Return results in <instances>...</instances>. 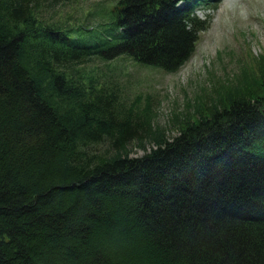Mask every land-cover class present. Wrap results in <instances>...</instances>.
Listing matches in <instances>:
<instances>
[{
	"label": "trees",
	"instance_id": "obj_1",
	"mask_svg": "<svg viewBox=\"0 0 264 264\" xmlns=\"http://www.w3.org/2000/svg\"><path fill=\"white\" fill-rule=\"evenodd\" d=\"M39 1L0 0V264H264V56L155 137L113 62L177 70L209 0H120L91 27Z\"/></svg>",
	"mask_w": 264,
	"mask_h": 264
},
{
	"label": "rangeland",
	"instance_id": "obj_2",
	"mask_svg": "<svg viewBox=\"0 0 264 264\" xmlns=\"http://www.w3.org/2000/svg\"><path fill=\"white\" fill-rule=\"evenodd\" d=\"M115 1L41 0L37 11L52 21L91 27L106 22ZM218 5V10L211 13L210 27L201 34L196 53L178 73L132 67L123 58L113 62L125 96L130 101L141 100L142 106L150 104L153 124L148 135L154 132L155 137L171 140L186 120L199 121L202 110L203 115L207 114L206 108L215 104L240 76L258 72V59L264 56V0H219ZM209 13L198 12L201 17ZM153 142L150 136L144 142L133 141L127 149L131 157H141L155 147ZM195 181L190 180V185Z\"/></svg>",
	"mask_w": 264,
	"mask_h": 264
}]
</instances>
